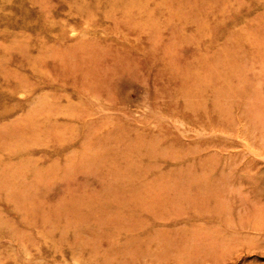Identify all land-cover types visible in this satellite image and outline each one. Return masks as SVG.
Segmentation results:
<instances>
[{
	"label": "rangeland",
	"instance_id": "374dc122",
	"mask_svg": "<svg viewBox=\"0 0 264 264\" xmlns=\"http://www.w3.org/2000/svg\"><path fill=\"white\" fill-rule=\"evenodd\" d=\"M0 264H264V0H0Z\"/></svg>",
	"mask_w": 264,
	"mask_h": 264
}]
</instances>
